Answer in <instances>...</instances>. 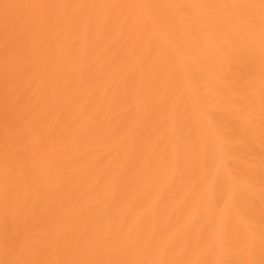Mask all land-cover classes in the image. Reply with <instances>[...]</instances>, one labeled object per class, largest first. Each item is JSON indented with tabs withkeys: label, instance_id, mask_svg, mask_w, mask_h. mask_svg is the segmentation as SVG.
Here are the masks:
<instances>
[{
	"label": "bare ground",
	"instance_id": "6f19581e",
	"mask_svg": "<svg viewBox=\"0 0 264 264\" xmlns=\"http://www.w3.org/2000/svg\"><path fill=\"white\" fill-rule=\"evenodd\" d=\"M0 264H264V0H0Z\"/></svg>",
	"mask_w": 264,
	"mask_h": 264
},
{
	"label": "rangeland",
	"instance_id": "374dc122",
	"mask_svg": "<svg viewBox=\"0 0 264 264\" xmlns=\"http://www.w3.org/2000/svg\"><path fill=\"white\" fill-rule=\"evenodd\" d=\"M8 82L3 81V76L0 75V110L6 105L7 103V91H8Z\"/></svg>",
	"mask_w": 264,
	"mask_h": 264
}]
</instances>
